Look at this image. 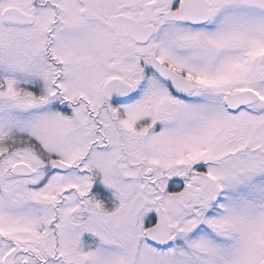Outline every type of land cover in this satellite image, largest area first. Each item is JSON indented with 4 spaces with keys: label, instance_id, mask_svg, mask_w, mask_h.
I'll list each match as a JSON object with an SVG mask.
<instances>
[{
    "label": "snow or ice",
    "instance_id": "1",
    "mask_svg": "<svg viewBox=\"0 0 264 264\" xmlns=\"http://www.w3.org/2000/svg\"><path fill=\"white\" fill-rule=\"evenodd\" d=\"M0 264H264V0H0Z\"/></svg>",
    "mask_w": 264,
    "mask_h": 264
}]
</instances>
